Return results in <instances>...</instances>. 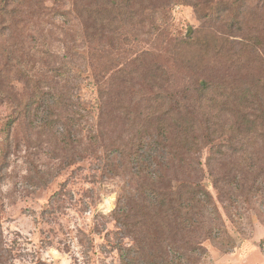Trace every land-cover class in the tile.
Listing matches in <instances>:
<instances>
[{"label": "trees", "instance_id": "trees-1", "mask_svg": "<svg viewBox=\"0 0 264 264\" xmlns=\"http://www.w3.org/2000/svg\"><path fill=\"white\" fill-rule=\"evenodd\" d=\"M178 1L72 0L60 26L59 13L41 20L55 10L47 0H0L7 135L24 118L35 134L54 138L51 154L73 151L60 172L90 160L97 173L121 180L116 209L100 217L120 227L119 248L134 264H200L205 242L227 235L221 208L235 219L248 204L257 212L264 205V40L191 29L178 53H155L145 46ZM194 1L198 10L224 4L226 27L245 32L246 0ZM48 26L62 38L60 51L46 49ZM36 55L46 63L43 76ZM257 67L258 77L250 76ZM86 73L97 96L88 109L80 100ZM15 82L25 101L9 93ZM65 186L49 215L65 208ZM18 245L0 241V264H16Z\"/></svg>", "mask_w": 264, "mask_h": 264}, {"label": "rangeland", "instance_id": "rangeland-1", "mask_svg": "<svg viewBox=\"0 0 264 264\" xmlns=\"http://www.w3.org/2000/svg\"><path fill=\"white\" fill-rule=\"evenodd\" d=\"M213 1L223 3V0ZM240 4L245 5L247 11L245 32L238 27L232 30L226 27L230 11L225 13L224 4L215 6L213 10L204 4L198 10L194 0L178 1L167 9L168 17L162 28L149 44L145 43V47L155 53H178V44L191 29H205L235 41H242L240 37L256 42L258 38L264 40V0H246ZM46 6L55 10L47 17L42 16L41 20L52 23V17L59 13L57 18L61 22L57 25L60 26L68 21L61 15L73 10L72 0H47ZM161 16L162 13L158 15ZM69 17L74 19L75 15ZM73 24L71 22L67 28ZM47 29L52 30L49 26ZM52 31L47 34L46 30L49 38L46 49L60 51L59 40L62 38L60 34H55L56 30ZM260 53L264 61L263 48ZM35 58L37 70L43 69V76L47 71L46 63L40 55ZM258 71L257 67L249 74L258 77ZM83 77L85 81L81 84L80 100L88 109L95 104L97 96L88 73ZM12 85H15V91ZM8 90L10 94L14 93L18 102L25 101L23 86L15 82ZM26 91L29 90L26 88ZM11 113L9 104L0 103V235L3 238L0 237V241L18 242L14 254L16 264H134L129 256L122 255L119 248L123 244L119 240L122 236L120 227L114 221L100 217L102 214L110 215L116 209L118 195L123 190L121 180L108 179L101 172L97 173L90 160L81 164V170L78 166H69L60 172L61 162L70 163L73 151L59 150L51 154L55 148L54 138L35 134L24 118L14 126L12 135H7L8 126L5 124ZM38 176H44L45 180ZM205 183L212 188L209 179ZM64 185L67 189L65 208L49 215L48 212H54L50 205L52 197ZM245 209L247 212L239 210L241 218L236 213L235 219H231L221 208L227 235L205 242L208 252L200 264H264V217L259 215L264 205L258 212L255 206L249 204ZM80 231L87 237L80 236ZM130 245L131 241L124 239L125 253Z\"/></svg>", "mask_w": 264, "mask_h": 264}]
</instances>
